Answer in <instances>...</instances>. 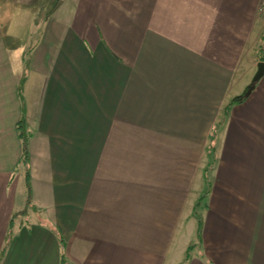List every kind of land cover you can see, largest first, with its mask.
Returning <instances> with one entry per match:
<instances>
[{
	"label": "crops",
	"instance_id": "obj_1",
	"mask_svg": "<svg viewBox=\"0 0 264 264\" xmlns=\"http://www.w3.org/2000/svg\"><path fill=\"white\" fill-rule=\"evenodd\" d=\"M259 5L0 0V264H264Z\"/></svg>",
	"mask_w": 264,
	"mask_h": 264
},
{
	"label": "trees",
	"instance_id": "obj_2",
	"mask_svg": "<svg viewBox=\"0 0 264 264\" xmlns=\"http://www.w3.org/2000/svg\"><path fill=\"white\" fill-rule=\"evenodd\" d=\"M260 47H261L260 49L264 48L262 45H260ZM261 59L264 60V56H262ZM225 114H226V109L224 110V116H225ZM218 127L219 126L217 125L216 128H214V131H213L214 133L212 132L213 134H216V132L218 131ZM19 128H20V136H21V140H22V161L26 162L27 158H28V141H29V138H30V133L27 131V129L23 125V120L20 122ZM214 150H215V147L214 146L211 147V151H214ZM209 169H210V166H208L206 168V173L209 171ZM27 178H28V176H27ZM28 190H30L29 187H28ZM204 196L205 195H202L200 197V199L198 200L196 206H199L201 204V201L204 199ZM29 203H30V195L27 198V204H29ZM23 213H24V211H22V214ZM195 213L197 214L199 222H200V225H201V216L199 215L197 210L195 211ZM189 256L190 255H189V249H188L187 254H186V259H185L184 263L189 259Z\"/></svg>",
	"mask_w": 264,
	"mask_h": 264
},
{
	"label": "water",
	"instance_id": "obj_3",
	"mask_svg": "<svg viewBox=\"0 0 264 264\" xmlns=\"http://www.w3.org/2000/svg\"><path fill=\"white\" fill-rule=\"evenodd\" d=\"M264 75V60L259 61L258 63V69L255 73V75L252 78V81L247 86L246 90L242 95H240L238 98L242 99L244 96L249 95L253 88L255 87L256 83L261 79V77Z\"/></svg>",
	"mask_w": 264,
	"mask_h": 264
},
{
	"label": "rangeland",
	"instance_id": "obj_4",
	"mask_svg": "<svg viewBox=\"0 0 264 264\" xmlns=\"http://www.w3.org/2000/svg\"><path fill=\"white\" fill-rule=\"evenodd\" d=\"M262 18H263V16H262ZM261 43H263V44H260V45H262L264 47V33L262 34ZM260 45L258 47L259 54H261V56H264V48L263 49H260L261 48ZM204 172H206V171L204 170Z\"/></svg>",
	"mask_w": 264,
	"mask_h": 264
},
{
	"label": "built area",
	"instance_id": "obj_5",
	"mask_svg": "<svg viewBox=\"0 0 264 264\" xmlns=\"http://www.w3.org/2000/svg\"><path fill=\"white\" fill-rule=\"evenodd\" d=\"M259 12L264 17V0H260Z\"/></svg>",
	"mask_w": 264,
	"mask_h": 264
}]
</instances>
